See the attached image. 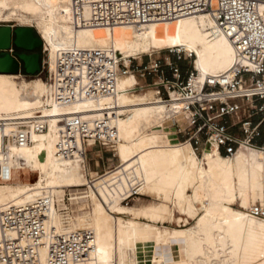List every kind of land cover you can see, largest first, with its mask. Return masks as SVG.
Listing matches in <instances>:
<instances>
[{
  "label": "bare ground",
  "instance_id": "obj_1",
  "mask_svg": "<svg viewBox=\"0 0 264 264\" xmlns=\"http://www.w3.org/2000/svg\"><path fill=\"white\" fill-rule=\"evenodd\" d=\"M70 3L0 0V21L16 17L30 22L38 17L36 28L43 44L50 47L52 66L58 52L69 48H114L118 56L138 60L150 53L153 45L165 49L187 47L196 52L194 67L200 83L207 76L225 74L233 64L232 44L208 15L154 23L139 32L129 26L75 29ZM19 80L18 75L0 74V123L29 121L42 114L40 120L47 124V131L33 135L27 147L9 146L4 151L0 130V208L53 197L51 229L94 232L95 251L90 264H125L128 260L132 264H264V221L248 214L255 196L264 202L261 151L251 149L249 155L238 153L234 159L205 153L199 160L189 144H180L164 128L168 114L180 116V103L169 106L156 92L132 93L138 85L134 74L119 79L116 96L68 107L50 102L51 90L43 80ZM105 113L117 116L113 117L120 138L117 177L125 178L118 182L117 197L102 192V199L93 189L87 195L68 190L76 193L77 202L90 199L93 210L88 218L75 215L65 228L56 203L66 195L65 189L86 187L89 179L80 164L57 155L62 119L75 115L96 119ZM10 128L7 125L8 131ZM23 171L36 173L37 180L18 183ZM126 172L142 179L141 195L149 193L166 202L143 209L118 206L120 192L128 187ZM169 201L183 216L194 220V225L189 219L176 217ZM138 242L143 243L140 250ZM132 251L140 252L135 260H131ZM46 263L44 249L41 264Z\"/></svg>",
  "mask_w": 264,
  "mask_h": 264
},
{
  "label": "built area",
  "instance_id": "obj_2",
  "mask_svg": "<svg viewBox=\"0 0 264 264\" xmlns=\"http://www.w3.org/2000/svg\"><path fill=\"white\" fill-rule=\"evenodd\" d=\"M70 1L75 29L129 26L139 32L154 23L208 15L232 44L234 61L225 74L207 76L200 83L194 65L187 71L181 65L192 61L195 55H187L182 49H168L164 56H150L147 63L140 64L135 59L127 62L114 48H69L58 52L52 66L44 45L41 71L30 76L21 65L18 76L45 80L51 90L50 102L68 107L81 101L113 97L121 78L131 74L140 81L153 78L156 81L148 87H154L167 105L180 103V121L175 120L174 133L180 143L189 144L199 157L214 153L234 159L241 150L251 149L264 155V0ZM10 54L18 60L14 47ZM35 116L29 121L0 123L4 151L9 146L27 147L33 135L47 131V124L40 120L42 114ZM113 117L117 118L105 113L96 119L76 115L62 119L57 155L80 164L86 171L89 185L83 191L85 195L93 189L101 198L102 192L117 197L118 182L124 177H117L119 166L96 177L89 172L91 148L97 147L117 158L120 138ZM7 125L11 126L9 131ZM125 176L128 187L120 192V198L124 205L131 206L142 197L143 181L132 173L126 172ZM75 197L76 193L69 191L56 203L65 228L76 214L86 210L78 207ZM54 204L53 197L45 196L34 204L0 208V264H41L44 249L46 264H90L95 251L94 232L51 229L49 215ZM248 214L264 221V202L253 204Z\"/></svg>",
  "mask_w": 264,
  "mask_h": 264
},
{
  "label": "rangeland",
  "instance_id": "obj_3",
  "mask_svg": "<svg viewBox=\"0 0 264 264\" xmlns=\"http://www.w3.org/2000/svg\"><path fill=\"white\" fill-rule=\"evenodd\" d=\"M37 18H32L30 22H27V21H24L23 19H18L16 17L10 19L8 22H4V21H0V27L2 26H11L13 29H17V28H20V27H23V28H32L35 32V34L37 35V37H40L39 36V33H38V30L36 28V25H37ZM46 50H47V55L50 53L48 50L50 49V47H46ZM168 49L170 48H162V47H158L156 45H153V48H152V51L148 54H144L141 56V59H138L136 60L137 63H145L147 61L150 60V56H153V59H155L156 57H159V56H164V53L165 51H167ZM177 49H182L184 52L187 53V55L189 53H193L195 55V58L192 60V61H187V62H183L181 65L183 67V69L185 71L189 70L192 68V65H194V62L197 60V53L196 52H190L187 50V47H178ZM43 51H44V44L42 46V48L38 51V53L43 56ZM124 59V57H122ZM133 59V58H131ZM127 61H129L127 59ZM135 62V63H136ZM195 68V67H194ZM136 76V75H135ZM137 77V76H136ZM25 79V78H24ZM24 79L20 78V80L18 82H22ZM42 80L41 77H34V78H28L26 79L27 81L31 82V81H34V80ZM138 79V77H137ZM45 83L46 81L43 80ZM156 92L157 93V90L154 88V87H148V84H143L139 79H138V85H136L132 90L131 92L134 93V94H142L144 95L147 94L148 92ZM158 98L161 99V97H159L157 95ZM170 117V118H169ZM167 118H168V123H166L165 125V131L167 132H170L172 135L175 136V139H177L175 133H174V130H173V124L175 122V120H178L180 121V116H178L176 118V116L172 115V114H168L167 115ZM178 141V139H177ZM179 142V141H178ZM180 143V142H179ZM182 144V143H180ZM252 151L250 150H242L240 151L239 153H243L245 155H249ZM260 156L263 158L264 160V155L262 153H260ZM199 160H203V157H199L197 155H195ZM238 156V155H237ZM120 158H119V155H118V148H117V166H120ZM84 172V171H83ZM83 174L87 175L86 172H84ZM19 181H17L18 183H34L36 180H37V174L36 173H32L30 171H23L19 174ZM32 177V178H31ZM95 177V176H93ZM1 184V183H0ZM79 189V190H78ZM68 190H71V191H74V192H79V193H83V191H85V187H82V188H77V189H65L64 191L65 192H69ZM191 193V192H190ZM79 196H82V195H79ZM142 197H139L134 204H132L131 206H126L122 203L121 199L118 198L117 199V204L118 206H123V207H126V208H136V209H143L147 206H150V205H160L164 202H166L163 198H157L156 196L152 195V194H142L141 195ZM258 202H262L261 198L259 196H255L253 198V201H252V205L255 204V203H258ZM170 206H172V208L174 209V215L178 218H184V219H189V224L191 225H194L195 221L194 220H190V218H188L186 215L183 216V214L179 211V208L173 203V201H169L167 202ZM77 204H80L78 207L82 210L83 208H85L86 210L84 212H79L78 214H76V218L80 217V216H85V217H90V214L93 210V205H92V202L90 201V199H84V200H78ZM235 208H239V205H236ZM116 216V215H115ZM129 219L132 218V216H128ZM167 227H177V225H173V226H170L169 224L166 225ZM143 243L142 242H138L137 243V247L138 249L140 250L141 247H142ZM138 252V251H137ZM137 252L135 251H132V255H131V260H135L138 258V255H137ZM138 254H140V252H138ZM125 264H132L129 260L126 261Z\"/></svg>",
  "mask_w": 264,
  "mask_h": 264
},
{
  "label": "water",
  "instance_id": "obj_4",
  "mask_svg": "<svg viewBox=\"0 0 264 264\" xmlns=\"http://www.w3.org/2000/svg\"><path fill=\"white\" fill-rule=\"evenodd\" d=\"M42 46L41 38L32 28L0 27V74L18 75L22 65L26 74L35 76L41 71L38 51ZM13 47L19 50L18 60L10 54Z\"/></svg>",
  "mask_w": 264,
  "mask_h": 264
},
{
  "label": "crops",
  "instance_id": "obj_5",
  "mask_svg": "<svg viewBox=\"0 0 264 264\" xmlns=\"http://www.w3.org/2000/svg\"><path fill=\"white\" fill-rule=\"evenodd\" d=\"M154 81H156V79L148 78L146 81L141 82L143 84H151ZM96 148L97 147L91 148L89 153V172L91 175H101L112 167L117 166V158H112L110 154L100 152V150Z\"/></svg>",
  "mask_w": 264,
  "mask_h": 264
},
{
  "label": "trees",
  "instance_id": "obj_6",
  "mask_svg": "<svg viewBox=\"0 0 264 264\" xmlns=\"http://www.w3.org/2000/svg\"><path fill=\"white\" fill-rule=\"evenodd\" d=\"M15 50H16L17 53H19V50L18 49L15 48Z\"/></svg>",
  "mask_w": 264,
  "mask_h": 264
}]
</instances>
